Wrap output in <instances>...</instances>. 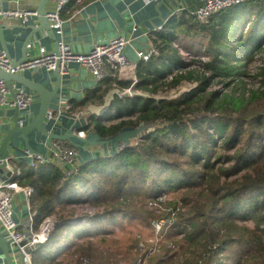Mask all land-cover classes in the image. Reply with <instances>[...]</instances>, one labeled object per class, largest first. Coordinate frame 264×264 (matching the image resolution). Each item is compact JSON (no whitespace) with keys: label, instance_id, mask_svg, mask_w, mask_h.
I'll return each instance as SVG.
<instances>
[{"label":"trees","instance_id":"16d2710c","mask_svg":"<svg viewBox=\"0 0 264 264\" xmlns=\"http://www.w3.org/2000/svg\"><path fill=\"white\" fill-rule=\"evenodd\" d=\"M156 36L158 53L135 68L132 88L139 94L116 95L104 118L92 116L83 127L92 124L101 138H109L147 124L150 130L139 135V142L109 155H94L70 174L55 164L35 161L19 179L35 189L32 210L37 223L53 214L66 221L60 213L69 206L105 205L83 216L88 224L82 220L55 226L33 247V264H61L51 257L54 253L63 258L79 254L75 264H80V256L92 259L82 243L72 239L65 246L69 232L76 233L77 240L95 236L118 215L132 216L143 202L167 192H182L184 205L194 200L186 223L173 221L166 236L172 241L176 230L186 247L196 246L182 250L190 257L179 264H264V65L257 72L259 85L247 94L211 87L216 80L226 87L244 78L254 55L264 52V0L232 5L207 23L180 12ZM196 36L204 38L209 57L199 74L187 69L175 45L180 37ZM182 81L195 85L175 98L160 97ZM248 220L252 228L243 225Z\"/></svg>","mask_w":264,"mask_h":264},{"label":"crops","instance_id":"0c3cea01","mask_svg":"<svg viewBox=\"0 0 264 264\" xmlns=\"http://www.w3.org/2000/svg\"><path fill=\"white\" fill-rule=\"evenodd\" d=\"M40 1L0 0V8L6 10L26 8L37 12ZM159 1L82 0L79 3L77 0H68L61 12V18L64 20L62 35L54 33V39L48 35L46 30L38 29L40 27L38 15L29 17L24 23L15 18L0 17V49L5 51L14 61L34 56L40 45L44 46L48 51H55L58 45L57 42L59 43L60 41H64L75 51L88 52L95 41L103 42L119 34L126 35L131 40L130 45L125 49V54L131 66L124 67L119 73L111 71V74L101 80L95 79L87 68L75 62L68 63L66 73H58V80L53 71H49L43 67L24 69L15 73L29 79L31 82L40 84L45 89H56L49 109L54 117L46 118L44 121V125L47 128L53 129L55 132H65L69 129L72 131L78 128L83 130V127L88 124L92 116L96 119L104 118L107 112L97 115L90 111L89 107L92 105L102 106L105 95L111 89L119 91L132 86V80L136 78L135 68L137 64L148 61L138 58L136 51L141 49L146 51L151 47L157 48L154 39L157 38L156 35L163 29L167 20L172 15L179 14L180 12H177L179 8H194L199 5V0H163L161 5L158 6ZM44 6L45 12L52 9L54 0H47ZM158 27H161V30H157ZM123 83L127 85L123 86ZM17 85H22L27 92L32 93L33 101L27 109H18L8 105L0 107V145L6 131L13 128L15 120H18L20 126H25L35 118L38 112L39 95L14 80L11 81L9 86ZM115 96L116 94L114 93ZM9 98H13L12 92L9 93ZM65 100L67 104L71 105L70 110L65 107ZM81 103L85 104L82 105ZM77 112L80 113L79 118L74 119V116L71 114ZM91 127L92 124L89 126L90 129H84V137L92 141L101 139ZM12 136L14 144L20 147L21 150L29 148V150L36 153H50L46 147L48 143L47 138L37 132L36 129H33L28 134V145L23 142L18 133H14ZM73 140L78 142L76 139ZM66 141L76 149L77 157L75 163L77 165L86 163L94 155L99 156L109 152L112 153L116 146L114 144L112 146L106 145L102 153L99 145H93L88 147V149H84L83 146H87V144L82 143V147L78 148L71 141ZM95 150L98 152L95 153ZM18 152L19 150H10V155L18 154ZM29 162L30 159L9 161L5 166L0 167V181L11 179L16 181L18 185L32 187L18 182L22 175L36 163ZM55 165L60 167L61 164ZM17 168H21L20 174L11 175V170H16ZM32 189L33 191L29 195L19 192L14 197V210L19 223L18 228L26 236L30 235V229L38 231L42 222L47 217L58 219V215L53 214L42 218L39 223L35 222V211L32 210V198L35 189L34 187ZM9 253L12 264H24V259L10 245ZM0 264H8L1 249Z\"/></svg>","mask_w":264,"mask_h":264},{"label":"built area","instance_id":"2783aa9c","mask_svg":"<svg viewBox=\"0 0 264 264\" xmlns=\"http://www.w3.org/2000/svg\"><path fill=\"white\" fill-rule=\"evenodd\" d=\"M249 0H199V5L194 8H179L177 12L184 11L187 16L193 17L199 22L207 23L213 15L219 11L226 9L232 5L240 4ZM68 0H54V6L52 9L45 12L50 27L54 30V33L62 35V27L64 20L61 18V12L63 11ZM82 2V0H77ZM37 15L34 10L26 8L15 9H2L0 8V17H9L20 20L22 23L26 22L29 17ZM158 27L157 30H161ZM131 40L126 35H117L103 42L95 41L88 52H79L73 50L67 43L60 41L55 51H48L44 46L38 47L37 53L30 57L19 61H14L9 55L0 49V70L15 74L24 69H36L45 68L49 71H56L59 74L67 72V65L69 62L78 63L89 70L91 75L101 80L111 74L112 72L121 71L124 67L131 66L128 60L125 49L130 45ZM158 53L157 48L151 47L148 50H137L136 55L143 60H149L152 56ZM136 78L132 80V86L122 90L115 91V94L119 97L133 96L139 94L138 91L132 87L136 83ZM12 92L13 98H9V93ZM33 101V94L27 92L22 85L9 86L7 82L0 78V107L4 105L14 106L18 109H27V107ZM65 107L70 110L71 105L67 104L65 100ZM71 114V113H69ZM74 119H78L80 113H72ZM54 117L51 111H48L47 118ZM58 118V116H57ZM80 137H84V130L78 128L72 130ZM146 133L148 131H145ZM140 138L137 136L135 139ZM138 142L134 140L131 144L136 145ZM128 144L121 143L116 145V148L112 152H117ZM46 147L50 153H36L29 149H24L18 152V154L9 155L5 158H0V162L6 164L12 160L30 159V163L35 161L58 164L64 174H70L78 170L79 164L75 163L77 152L76 149L71 146L64 139H51ZM115 150V151H114ZM112 153H108L109 155ZM100 156V155H99ZM101 156H105L104 154ZM21 168L11 170V175H19ZM32 187L18 185L14 180L0 181V234L9 242L12 249L17 250L19 255L24 259V264H33L31 249L38 244L44 242L49 232L57 226L60 222L56 218L47 217L41 224L38 231H32L30 229V235L26 236L18 226L19 223L15 216L14 210V197L16 193H23L25 195L31 194ZM29 248H31L29 250ZM86 260L83 259V262Z\"/></svg>","mask_w":264,"mask_h":264},{"label":"rangeland","instance_id":"374dc122","mask_svg":"<svg viewBox=\"0 0 264 264\" xmlns=\"http://www.w3.org/2000/svg\"><path fill=\"white\" fill-rule=\"evenodd\" d=\"M176 44L181 48L180 53L183 60L187 62V69H193L198 74L199 71L203 72L202 63L209 59L204 51V38L202 36H196L194 39H183V37H180L176 40ZM182 45L184 47L187 45V48ZM262 65H264V52L256 53L253 63L246 68L247 75L244 78L238 81L236 79L235 82L232 81L226 87L223 86L221 81L216 80L211 83V87L222 88L224 89L222 92L227 91L236 96L247 94L249 90L259 85L257 72ZM206 75H208V72ZM194 85L195 82L182 81L178 88L164 90L159 95L160 97L175 98L180 93L188 91ZM139 139L133 138L134 142H139ZM93 157H90V159ZM183 196L182 192L160 194L155 199L143 202L141 210H137L138 212L136 211L132 216L118 215L114 224H110L105 230L97 232L95 236H90L83 240L75 239L76 233L71 231L64 241L65 246L73 239L74 243H82L84 248H89L92 259L87 256H80V264H154L160 260L163 261L160 264H179L181 260L183 261L186 257H190L188 256L189 254L187 256L182 255L183 249L188 251L196 250V246L190 245L186 247L188 243L181 239L182 235L177 234L176 230L172 233V241H167L168 239L166 238L173 221L179 219L181 224L186 223L185 217L188 216V209L194 203V200L190 198L192 201L184 205L181 199ZM174 202H176V206H174ZM104 207L105 205L95 208L87 204H81L69 206L60 214L66 216L68 222L76 223L83 220L81 223L88 224L89 218L83 219V216L93 215L97 213V210H103ZM58 211L60 212V210ZM243 225L252 228L253 222L248 220ZM173 240L178 241L179 244ZM180 244L184 246L182 247ZM165 249H168L169 252H166ZM170 255L174 258L172 257L173 259H171ZM51 257L55 258L56 262H61V264H75L79 254L73 257L67 255L63 258L61 255L54 253ZM82 259L86 261L83 262Z\"/></svg>","mask_w":264,"mask_h":264},{"label":"water","instance_id":"95a60500","mask_svg":"<svg viewBox=\"0 0 264 264\" xmlns=\"http://www.w3.org/2000/svg\"><path fill=\"white\" fill-rule=\"evenodd\" d=\"M45 2H47V0H41L40 5L37 8V15L40 21V27L38 29L46 30L48 35H50L54 39L55 38L54 30L50 27V24L47 18L45 17V6H44ZM162 2L163 0H160L158 6H160ZM53 73L56 79L58 80L59 79L58 73L56 71H53ZM0 78L4 79L8 85H10L11 81L13 80L17 81L18 83L25 85L29 90L36 92L40 97L39 108H38V112L35 118L30 123L26 124L25 126H22V125L20 126L18 123V120H15L13 128L8 129L6 131V134L2 138L1 145H0V158H5L9 156L10 150L11 151L19 150V152L21 151V148L14 144V138L12 136L14 133H18L19 137L23 140V142L26 143V145H28L27 136L33 129H36L37 132H39L44 137H46L47 142H49L51 139H64V140L71 141L78 148L82 147V143L87 144V146H83L84 149H88V147H91L93 145H99L101 147L100 150H102L101 151L102 153L104 151V146L106 145L112 146V144L114 143L116 145H119L121 143L129 145L131 143L132 138H136L142 132L150 130V127L147 126V124L140 123L139 126L135 128L123 130L113 137L101 138L99 140H94V141L89 140L85 137H80L76 133L72 132L70 129L65 132H57V131L55 132V130L53 129L50 130L44 125V121L47 118L48 111L51 107V101H52L53 95L55 94V90H56L55 88L48 90V89H45L40 84L31 82L29 79L21 77L18 74H12V73L1 71V70H0ZM115 91L116 89H111L109 93L105 95L104 104L102 106L92 105L89 107V110L96 113L97 115H102L104 112H108L110 110V107H111L110 102L114 97ZM73 139H76L78 142H75ZM97 152L98 151L95 150V153ZM16 154L17 153L13 155L15 156ZM5 165H6L5 162H0V167L5 166ZM67 223H71V222L67 221ZM61 224H63L62 221L59 222L57 225H61ZM0 249L5 255L7 263L12 264L11 256L9 253V242L4 240L1 235H0Z\"/></svg>","mask_w":264,"mask_h":264}]
</instances>
